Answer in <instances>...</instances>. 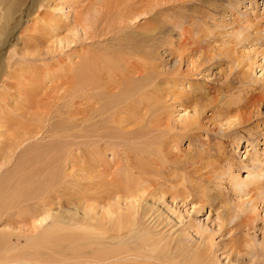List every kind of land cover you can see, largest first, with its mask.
I'll list each match as a JSON object with an SVG mask.
<instances>
[{
  "label": "bare ground",
  "instance_id": "1",
  "mask_svg": "<svg viewBox=\"0 0 264 264\" xmlns=\"http://www.w3.org/2000/svg\"><path fill=\"white\" fill-rule=\"evenodd\" d=\"M183 1L177 5H185ZM25 2L0 0V126L6 133L13 130L0 140V170L17 149L24 150L12 172L0 180V224L9 225L0 229V264H210L201 259L180 260L178 255L188 250L186 246L159 248L158 242L147 236L152 221L159 229L167 223L158 209L142 202L158 203L161 199L157 194L162 190L177 192L174 174L183 185L200 170L196 163H182L170 148L177 141L164 116L167 105L161 101L159 86L171 82L177 71H159L148 64L143 38L128 32L129 21L150 15L145 8L154 3L92 0L93 11L90 15L87 10L90 17L84 21L89 31L85 33L99 50L81 57L69 72L70 83L66 81L64 88L61 83L48 96L43 86L34 82L46 77L51 80L60 71L46 67L39 79L26 71L30 60L44 61L41 48L45 34H32V46L20 32L16 34L17 26L11 27L14 15L29 8H22ZM39 3L34 0L31 7L39 10L43 7ZM176 21L170 22L172 27L182 25ZM195 29L181 32L184 42ZM20 37L23 44L18 46ZM32 47L36 48L34 54L20 53ZM184 50L169 49L177 63L186 55ZM11 100L16 105H10ZM248 100L216 103L212 122L225 128L243 123ZM257 101L252 103L254 107ZM234 113L237 122L229 119ZM195 125L198 117L185 126ZM104 148L111 149L117 158L114 166L102 160ZM75 152L83 157V164L67 171L68 166L75 167ZM189 190L180 199H200L191 194L193 188ZM114 197L118 201L110 203ZM101 203L107 208L97 215V204ZM69 205L76 206L74 213L61 210Z\"/></svg>",
  "mask_w": 264,
  "mask_h": 264
},
{
  "label": "rangeland",
  "instance_id": "2",
  "mask_svg": "<svg viewBox=\"0 0 264 264\" xmlns=\"http://www.w3.org/2000/svg\"><path fill=\"white\" fill-rule=\"evenodd\" d=\"M91 1L40 0L39 5L43 7L38 10L31 7L34 0H26L22 8H29L14 15L11 27L17 26L16 34L20 32L29 45L34 44L32 34L44 33L46 36L41 48L44 61L30 60L31 66L26 71L35 73L37 79L46 67L60 71L61 74L54 75L51 80L46 77L34 82L40 83L48 96H52L61 83V88L70 83L67 80L69 72L86 54L99 50L85 33V30L89 31L84 25L85 19L90 17L87 10L89 14L93 11ZM148 1L154 3L145 8L150 15L129 21L128 32L137 35L139 40L143 38V56L147 57L148 64L159 71H177L171 82L159 86L161 101L167 105L164 116L177 141L171 143L170 148L182 163H196L200 170L192 173L191 179L183 185L174 174L177 179L173 185L178 188H175L177 192L168 188L169 192L162 190L157 194L161 199L158 203L142 202L146 207L158 209L163 222L168 224L159 229L152 221L148 224L147 236L158 242L159 248L166 249L170 244L180 248L186 246L188 250L178 255L180 260L264 264V0H181L185 5H177L180 0ZM176 20L182 24L180 27L171 26L170 22L177 23ZM191 27L196 29L184 42L181 32ZM21 37L18 46L23 44ZM186 43L188 48H185ZM32 48H24L20 53L32 55L36 51ZM169 49L175 52L185 49L181 63H177L178 58ZM194 67L199 71H194ZM247 99L248 113L243 123L237 122V113L230 116L229 119L237 123L229 128L212 122L211 117L218 107L216 103L224 105L231 100L241 103ZM257 99L254 107L252 103ZM10 103L16 105L13 100ZM193 117H198V125L186 127ZM3 128L0 126V131ZM12 131H1L0 140ZM190 132L193 135L189 137ZM38 142L43 143V140ZM104 149L102 160L111 161L108 164L114 166L113 161L117 158L111 149ZM23 151H15L9 163L0 170V180L12 172ZM75 153V167L68 166L67 171L83 164V157ZM170 177L173 181V175ZM189 188H193L191 194L196 193L200 199L194 197L191 200L188 196L183 201L182 197L190 193ZM170 191L177 196L174 198ZM115 200L118 198H111L110 203ZM75 208V205H69L61 210L74 213ZM106 208L102 203L97 204V215ZM185 225L188 226L186 230ZM0 226V229L9 228L6 223Z\"/></svg>",
  "mask_w": 264,
  "mask_h": 264
}]
</instances>
